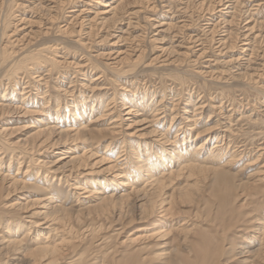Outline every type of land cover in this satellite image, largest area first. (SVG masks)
Listing matches in <instances>:
<instances>
[{
	"label": "rangeland",
	"instance_id": "rangeland-1",
	"mask_svg": "<svg viewBox=\"0 0 264 264\" xmlns=\"http://www.w3.org/2000/svg\"><path fill=\"white\" fill-rule=\"evenodd\" d=\"M0 113V177L36 187L1 198L0 238L21 227L6 264L57 245L78 264L264 257V0H0ZM43 193L62 211L40 241L16 218Z\"/></svg>",
	"mask_w": 264,
	"mask_h": 264
},
{
	"label": "bare ground",
	"instance_id": "bare-ground-1",
	"mask_svg": "<svg viewBox=\"0 0 264 264\" xmlns=\"http://www.w3.org/2000/svg\"><path fill=\"white\" fill-rule=\"evenodd\" d=\"M106 7H107V5H106ZM110 7V6H109ZM116 9V8H115ZM104 14H105V12H104ZM21 55V54H20ZM118 60V59H117ZM30 68V67H29ZM126 96V95H125ZM136 99V96H135V94L133 95H128L127 97H125L124 98V100H126V102L129 104V105H131L132 104V102L134 101ZM126 103V104H127ZM74 107V106H73ZM19 108V107H18ZM3 109V108H2ZM134 111H136V110H134ZM134 111H132V107H130L129 109H128V111H127V113H126V115H131L132 114V112H134ZM25 113V112H24ZM23 112H22V114H24ZM1 114V113H0ZM2 114H3V112H2ZM5 114H6V112H5ZM19 115V114H18ZM26 115V114H25ZM6 116V115H5ZM15 116V115H14ZM76 116V115H75ZM20 117H21V114H20ZM2 119V118H1ZM47 130L49 131L50 130V127L49 128H47ZM52 131V130H51ZM51 131H50V133H51ZM55 132H53V133H55L56 135H61V136H68V133H76V130L74 129V130H69V129H62V128H57L56 130H54ZM1 133V132H0ZM55 137H58V136H55ZM160 137V136H159ZM218 142H219V140H218ZM43 143V142H42ZM96 146V145H95ZM35 147V146H34ZM220 147V146H219ZM66 148V147H65ZM199 148V147H198ZM33 149V148H32ZM54 149V148H53ZM213 149V148H212ZM211 149V150H212ZM70 150V149H69ZM84 154V153H83ZM90 155V154H89ZM79 156V155H78ZM82 157H84V156H82ZM122 158V157H121ZM61 159H64L63 157L62 158H60V159H58L57 161H54V163L56 164V167L54 168V169H49L48 171L49 172H51L50 174L53 176V177H56L57 176V174H58V172H60V170H62L61 168H62V166L64 165V164H61V167H58V165H59V163L58 162H60L61 161ZM102 159V158H101ZM104 159V158H103ZM81 160H82V158H81ZM76 161V156L75 157H68V161H67V163H69V162H71V163H73V162H75ZM84 161V160H83ZM53 162V161H52ZM64 162V161H63ZM85 162V161H84ZM124 163V162H123ZM55 166V165H54ZM121 166V165H120ZM72 169V168H71ZM67 170V169H66ZM86 170V169H85ZM46 171V170H45ZM118 171V170H117ZM71 172V171H70ZM69 172V173H70ZM79 172V171H78ZM90 172V171H89ZM92 172V171H91ZM46 173V172H45ZM81 173V172H80ZM79 173V174H80ZM111 173V172H110ZM71 174V173H70ZM111 174H113V173H111ZM7 175V174H6ZM62 175V174H61ZM60 175V176H61ZM84 175V174H83ZM82 175V176H83ZM91 175H93V174H91ZM88 176V175H87ZM218 176H223V177H219L218 178V180H217V183H219V182H222V183H226V185H228V182H229V177L227 178V175H225V174H223V173H219L218 174ZM9 176H5V175H3V174H1V184H3V182H4V187L6 188V191H5V188L4 187H1V189H0V207H2V209H4V210H6V212H9V213H7V214H14V204H9L8 202L7 203H4V201H1V198H5V199H7L8 198V196L10 195V194H12L10 191L12 190V189H10V188H13V191H15L16 190V185L18 184L20 187H22L23 189H25V190H29V191H31V189L32 190H36V187L34 186V185H30V184H26L25 182L24 183H20V181L18 182V180H16V181H14V180H7V178H8ZM115 179L117 178V179H122L121 178V176H119V173L116 175V177H114ZM10 179V178H9ZM37 179V178H36ZM54 180V179H53ZM37 181V180H36ZM124 184V183H123ZM125 185V184H124ZM221 185V184H220ZM1 186V185H0ZM3 188H4V193L2 192L3 191ZM9 189V190H8ZM59 189V188H58ZM83 189V188H82ZM85 189V188H84ZM119 190V189H118ZM12 191V192H13ZM50 192V191H49ZM63 192V191H62ZM26 193V192H25ZM34 193V192H33ZM40 194V193H39ZM41 194H42V192H41ZM45 193H43V200H40V201H37V203H36V205H37V207L38 208H36L35 210H33V208H32V212L31 213H28L27 214V216L26 217H23V215L21 214V215H19L17 218H16V221L18 220V221H23L24 220V218H27V219H30V220H32V223H30V226H32V227H35V228H37L38 229V236L40 237V241H45V235L47 236L48 234L49 235H53V236H56V234L58 233V229L56 228V224L58 223V222H61L60 220H61V218H59V217H57L58 216V212L59 211H62V209L60 210L59 209V207H57L56 205H54L55 204V199H57V198H55V196H53V195H51V193H46V195H44ZM26 195V194H25ZM124 195V194H123ZM123 195H121V196H123ZM57 196V195H56ZM27 197V196H26ZM141 199H142V197H141ZM144 200H146V197H145V199ZM170 202V201H169ZM31 203V202H30ZM15 204H17V202L15 203ZM172 204V203H171ZM170 204V205H171ZM141 205V204H140ZM160 205V204H159ZM165 205V204H164ZM167 205V204H166ZM19 206H20V204H19ZM28 206V205H27ZM77 206V205H76ZM75 206V207H76ZM36 207V206H35ZM62 207V206H61ZM168 207V206H167ZM27 208V207H26ZM168 208H170L171 209V207L169 206ZM1 209V208H0ZM16 209H17V207H16ZM16 211V210H15ZM17 211H18V209H17ZM30 211V210H29ZM20 212V211H19ZM64 212H65V210H64ZM159 212V211H158ZM161 212H162V210H161ZM22 213V212H21ZM11 214V215H12ZM25 214H26V212H25ZM151 215V214H150ZM162 215V214H161ZM163 216V215H162ZM64 218H65V216H63ZM151 217V216H150ZM9 220L10 219H14V217H11V216H8L7 217ZM8 219H4V221H3V223H2V227L5 229L4 231V237H2V239L0 238V246L2 247V251L3 250H6V249H8V250H12L13 249V251L14 250H16L17 251V246H18V242H16L15 241V239H13L14 237H13V235H15V233L16 232H18L17 230H20L21 229V227H15V226H10L11 224H10V222L9 221H6V220H8ZM21 221V222H22ZM154 221V220H153ZM115 223V222H114ZM127 224V223H126ZM55 225V226H54ZM60 225V224H59ZM120 225V224H119ZM164 225V224H163ZM1 226V225H0ZM114 226V225H113ZM126 226V225H125ZM158 226V225H157ZM121 227V226H120ZM154 227V226H153ZM152 227V228H153ZM64 229H66V228H64ZM122 229V227L120 228V229H117L116 231H118V232H116V236L118 237L119 235H121L122 233L120 232V230ZM23 230V229H22ZM61 230V229H60ZM160 230V229H159ZM111 231V230H110ZM122 231V230H121ZM260 232H259V234L260 235H258V236H260V237H258V239L259 240H261V241H264V231L263 230H259ZM42 232V233H41ZM44 232V233H43ZM62 232V231H61ZM84 232H92V230L90 229V228H88L87 229V231H84ZM65 233V232H64ZM63 233V234H64ZM86 233V234H87ZM143 233V232H142ZM93 234V233H92ZM256 234V233H255ZM58 235V234H57ZM60 235H62V234H60ZM90 235V234H89ZM95 235V234H94ZM79 236V235H78ZM88 236V235H87ZM36 237V236H35ZM49 237V236H48ZM48 237H46V239L48 238ZM57 237V236H56ZM83 237V236H82ZM5 238H6V240H5ZM60 238V237H59ZM62 238V237H61ZM98 238V237H97ZM96 238V239H97ZM145 238H146V236H145ZM154 238V237H153ZM160 238V237H159ZM54 239V238H53ZM64 239V238H63ZM95 239V238H94ZM252 239H253V237H252ZM35 240V239H34ZM83 240V239H82ZM106 240H107V238L105 239L104 237H100V238H98V240H95L94 242H96L97 243V246H103V245H105L106 244ZM157 240V239H156ZM254 240V239H253ZM53 241V240H52ZM74 241V240H73ZM109 241V240H108ZM258 241V240H257ZM62 242V241H61ZM137 242H138V240L137 239H129L128 240V245H130V246H132L133 244V246H132V248H134V246L137 244ZM44 243H46V242H44ZM49 243H51V242H49ZM64 243V245H65V242H63ZM72 243V242H71ZM75 243V242H74ZM95 243V244H96ZM148 243V242H147ZM57 244H58V242H57ZM68 244V243H67ZM70 244V243H69ZM264 244V243H263ZM63 245V244H62ZM61 245V246H62ZM139 245V244H138ZM58 246V245H57ZM57 246H53V247H41V248H39L38 250H36V251H34L32 254H30V257H32V258H29V259H27V257H24L23 255L21 256V258H18L17 260H16V263L15 264H78V263H76V261L78 260V259H75V260H70V261H67V262H65V260L63 261L64 263H61L60 262V257L62 256V255H60V253H59V248L57 247ZM144 246V245H143ZM142 246V247H143ZM40 247V246H39ZM67 247V246H66ZM139 247V246H138ZM260 247H261V245H260ZM71 248V247H70ZM102 249H103V247H102ZM135 249V248H134ZM139 248H137V250H138ZM144 249V248H143ZM63 250V249H62ZM61 250V251H62ZM68 250H69V248H68ZM262 250V249H261ZM1 251V250H0ZM7 251V250H6ZM197 252H198V258H199V260L200 259H202V251L201 250H196ZM246 251V250H245ZM248 251V250H247ZM249 251H251V250H249ZM136 252V251H135ZM7 253H8V251H7ZM10 253V252H9ZM12 253V252H11ZM16 253V252H15ZM23 254V253H22ZM259 254V253H258ZM0 255H2L1 253H0ZM17 255V254H16ZM20 255V254H19ZM71 255V254H70ZM243 255V254H242ZM8 256V255H7ZM11 256H12V254H11ZM69 256V255H68ZM245 256V255H244ZM78 257V256H77ZM258 257H259V255H258ZM6 258H8V257H6ZM245 258H246V256H245ZM62 259H64V255H63V258ZM216 259V258H215ZM218 259V258H217ZM215 260V262L213 261L211 264H219L218 263V260ZM247 259V258H246ZM246 259H243V261H242V263H238V264H244V262H245V260ZM5 260V259H4ZM204 260V259H203ZM252 260V259H251ZM257 260H259V261H252L250 264H264V257H259V259H257ZM12 261V260H11ZM146 261V260H145ZM145 261H143V262H145ZM5 262H7V261H5ZM3 260H1L0 259V264H6ZM137 262H139V260H137V257L130 263V264H135V263H137ZM142 262V263H143ZM202 263H203V261H202ZM114 264H116V263H114ZM117 264H122V263H117ZM124 264H126V263H124ZM181 264H191L190 262H189V260H187L186 258L184 259V260H182L181 261ZM248 264V263H247Z\"/></svg>",
	"mask_w": 264,
	"mask_h": 264
}]
</instances>
